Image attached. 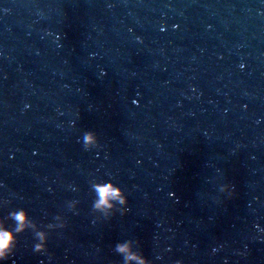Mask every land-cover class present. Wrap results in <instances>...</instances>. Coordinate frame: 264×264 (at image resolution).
Wrapping results in <instances>:
<instances>
[{"label":"water","instance_id":"1","mask_svg":"<svg viewBox=\"0 0 264 264\" xmlns=\"http://www.w3.org/2000/svg\"><path fill=\"white\" fill-rule=\"evenodd\" d=\"M92 179L127 213L93 223ZM17 208L67 226L4 264H123L124 240L153 264H264V0H0V218Z\"/></svg>","mask_w":264,"mask_h":264},{"label":"clouds","instance_id":"2","mask_svg":"<svg viewBox=\"0 0 264 264\" xmlns=\"http://www.w3.org/2000/svg\"><path fill=\"white\" fill-rule=\"evenodd\" d=\"M133 103L137 102L134 100ZM80 142L85 151L100 147L97 135L91 131L84 132L80 138ZM89 184L90 191L94 194L91 202V213L94 216L93 223L107 221L116 213L120 215L127 213L128 197L122 187L111 179H92L89 181ZM69 187L72 192L78 190L75 185H69ZM221 191L228 195L232 194L230 185H222ZM3 203L6 204L7 201ZM78 204L79 201L76 199L67 201V210L72 212L73 215L78 214ZM8 221L12 222V226H9ZM66 226L65 216L60 214L55 215L52 218V222L40 225L29 216L27 210L24 208L9 211L6 217L0 218V264H4L14 254L19 234L30 230L35 240L32 246L33 252L45 253L47 252L49 233L64 229ZM134 244H138V241L124 240L115 244L114 251L122 257L123 264H131L133 261H135V264H153L138 249L133 247ZM212 251L215 252L216 249L213 248ZM156 259L159 260L160 257L157 256ZM176 264H182V261L178 260Z\"/></svg>","mask_w":264,"mask_h":264}]
</instances>
